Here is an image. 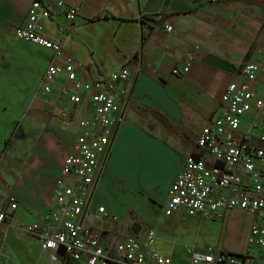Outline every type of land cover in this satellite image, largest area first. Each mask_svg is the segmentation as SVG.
<instances>
[{
    "label": "crops",
    "instance_id": "0c3cea01",
    "mask_svg": "<svg viewBox=\"0 0 264 264\" xmlns=\"http://www.w3.org/2000/svg\"><path fill=\"white\" fill-rule=\"evenodd\" d=\"M33 1L0 0V82L11 74L37 73L39 77L18 117L5 127V134L0 131V202L7 204L12 196L19 204L8 221L0 223V264H64L60 254L58 260L57 255L51 260L42 251L40 239L29 235L23 226L44 221L55 200L56 179H60L59 190L60 182L67 183L68 172L63 176L62 170L81 132L79 121L91 116L88 106L72 107L69 103L67 73L71 76V57L80 66V80L86 82L122 67L129 71L128 80L120 83L128 101L117 113L121 121L106 132L109 144L82 218L84 225L100 231L101 242L109 246L106 241L118 242L130 235L142 240L147 229L155 232L158 214L165 216L172 184L183 172L187 157L200 154L197 137L219 114L226 86L244 82L243 65L259 62L264 56V0H39L53 12L44 21L45 30L52 38L63 41V62L65 54L64 78L62 75L58 80L63 82V98L58 86L54 96L47 97L40 92V85L53 53L18 39L14 33L25 21ZM59 2L63 7L58 6ZM71 7L79 15L75 25L68 27L64 14ZM144 16L150 19L142 20ZM165 26H171V32ZM206 55L233 66L232 70L205 65ZM39 56L48 58L41 71L34 65ZM189 58L192 61L186 75H171L173 66L180 67ZM254 86L256 96L264 97V78L260 77ZM53 100L55 105L51 104ZM8 109L11 107L7 101L0 102V128L4 124L3 112ZM130 111L150 112L155 122L142 125ZM25 118L28 127L23 130ZM15 127L19 131L17 142L3 149ZM66 134L70 138H65ZM56 152L64 153L59 161ZM123 160L136 168L152 164L159 175L165 174L168 191L159 196L155 184L145 186L137 179L121 177L118 166ZM65 188L67 185L61 188L60 195ZM100 206L106 217L97 213ZM66 207L61 203L58 207L65 217ZM171 217H175V223L167 226L168 247L157 246L156 232L154 247L171 256L172 264H186L189 256L183 251L185 245L200 252L212 245L181 244L179 219L185 217L175 214L165 216L164 221ZM187 220L186 225L196 227L200 235L215 226L220 236H230V253H264L258 247L247 246L253 221L250 213L235 209L225 211L219 222L197 217ZM133 225L140 227L138 234L132 233ZM70 264L86 263L80 260Z\"/></svg>",
    "mask_w": 264,
    "mask_h": 264
},
{
    "label": "built area",
    "instance_id": "2783aa9c",
    "mask_svg": "<svg viewBox=\"0 0 264 264\" xmlns=\"http://www.w3.org/2000/svg\"><path fill=\"white\" fill-rule=\"evenodd\" d=\"M62 7V2L58 3ZM73 8L72 25L78 10ZM53 12L41 1H33L25 21L16 27L18 39L33 42L53 53L41 80L40 92L54 96L59 87L61 39L46 33L45 20ZM167 31L171 26H165ZM264 45V42H263ZM191 59L182 66H173L171 75H186ZM78 62L71 57L70 95L72 107L84 104L90 109V118L79 121L81 132L73 143L67 159L66 223L64 264L83 260L86 264H172L154 247L155 232L147 229L142 240L130 235L117 246L101 242L99 230L86 225L82 218L89 207L95 179L106 152L107 130L121 118L122 104L127 103L126 91L120 86L128 80V68L122 67L108 76L97 74L92 82L79 78ZM242 83H229L221 95L219 114L211 118L197 137L200 154L187 157L183 172L172 184L165 205V216L197 217L221 220L225 211L243 210L253 221L249 228L248 247L264 251V97H257L255 86L264 78V56L259 62H246L241 68ZM123 98V99H121ZM55 105V101H51ZM57 179L54 183V203L48 208L44 221L25 225L29 235L40 239L42 251L51 260L55 256ZM19 207L15 197L8 203L0 202V223H6ZM104 217V207L97 208ZM188 254L186 264H264V253L251 252L235 255L228 251L207 247L198 251L194 246H183Z\"/></svg>",
    "mask_w": 264,
    "mask_h": 264
},
{
    "label": "rangeland",
    "instance_id": "374dc122",
    "mask_svg": "<svg viewBox=\"0 0 264 264\" xmlns=\"http://www.w3.org/2000/svg\"><path fill=\"white\" fill-rule=\"evenodd\" d=\"M47 56H39L36 57V61L34 63L37 70L41 71V68L43 64H46L47 62ZM35 60V59H34ZM68 74V79H71L70 73ZM3 82H0V88L2 89V94L0 95V102L7 101L11 107V110L8 109L7 111L3 112L4 117V124L1 126L0 131H2L3 134H5V127L8 126V124L13 123V121L18 117L20 111L23 108L24 103L29 98V96L32 94L31 91L33 90V87L38 83L39 77L37 73L34 74H26V75H16L11 74L10 76H7L4 78ZM130 115L136 114L138 116V119L140 120L142 125H147L148 123H154L155 120L150 112H136V111H130ZM65 114V113H64ZM67 115V114H66ZM26 119H24V127H22L23 130L28 127V124L26 123ZM20 123V122H19ZM19 125V124H18ZM17 125V127H18ZM17 127L13 128L10 135L8 136V142L5 144L3 149L12 147L19 138V131H17ZM65 138H70L68 134L65 135ZM166 142V141H165ZM56 156L58 159L56 161L61 160L63 158L64 153L62 152H56ZM67 158L64 160V167L62 170V175H67L68 168H67ZM118 171L121 177H123L126 180H138L139 183L142 185L147 184H155V187L159 189L157 190V193L159 196H162L166 193L167 186L165 181V174L159 175L153 168V165L150 163L143 164L140 168H136L133 164H128L127 162L120 161L118 166ZM67 183H61L60 189L64 186H66ZM66 189V188H65ZM167 200V197L165 198ZM158 220L156 222V225H154V230L157 235V246H163L165 249L168 247V242L170 240L166 237L167 232V226H172L175 223V217H171L169 221H164L165 216L162 212L158 214ZM190 217H186L181 220L180 222V229H179V239L181 244H196L198 247H201V245H204L206 242H212L211 246L212 248H217L218 250H228L229 251V244H230V236L227 234L225 236H220L219 232L216 230L215 226H210L209 229H211V232H203L201 235L198 232V229L192 226H187L186 222L188 221ZM172 220V222H171ZM212 221V220H209ZM213 222V221H212ZM214 222H219V220H214ZM182 223V224H181ZM122 241V240H121ZM121 241L118 242H112V241H106V244L109 246H117ZM179 244V248L182 246ZM181 257V252L178 255ZM177 258V259H178ZM55 260V257H54Z\"/></svg>",
    "mask_w": 264,
    "mask_h": 264
},
{
    "label": "bare ground",
    "instance_id": "6f19581e",
    "mask_svg": "<svg viewBox=\"0 0 264 264\" xmlns=\"http://www.w3.org/2000/svg\"><path fill=\"white\" fill-rule=\"evenodd\" d=\"M62 7H63V2H62ZM72 14H73V8H69L66 10L65 12V18L68 22V27L72 26ZM68 29V28H67ZM61 45L63 47V41L61 40ZM63 53L64 50L63 48H61V64H60V77L64 78V62H65V54H64V62H63ZM62 63H63V73H62ZM62 78V79H63ZM62 85L63 82H60V94L62 95L63 98V94H64V86H63V94H62ZM62 111V110H61ZM59 177L57 178V192H56V224H55V255H57V260H58V255H59V250L60 248L64 249V255H65V239H66V232H65V223H66V217L63 213L58 211V207L61 204L67 205V200H66V190L63 191V193L60 195V190H59ZM61 184V182H60ZM58 191H59V199H58ZM57 245L58 246V254H57ZM62 255V256H64Z\"/></svg>",
    "mask_w": 264,
    "mask_h": 264
},
{
    "label": "water",
    "instance_id": "95a60500",
    "mask_svg": "<svg viewBox=\"0 0 264 264\" xmlns=\"http://www.w3.org/2000/svg\"><path fill=\"white\" fill-rule=\"evenodd\" d=\"M204 64L217 68L218 70H222V71H226V72H230L232 70L231 65H227L224 62H221L217 57L213 56V55H206L205 59H204ZM140 227L138 225H133L131 227V231L133 234H138ZM59 254L60 256L64 255V249L60 248L59 250Z\"/></svg>",
    "mask_w": 264,
    "mask_h": 264
},
{
    "label": "trees",
    "instance_id": "16d2710c",
    "mask_svg": "<svg viewBox=\"0 0 264 264\" xmlns=\"http://www.w3.org/2000/svg\"><path fill=\"white\" fill-rule=\"evenodd\" d=\"M142 20L150 19V16H144L141 18Z\"/></svg>",
    "mask_w": 264,
    "mask_h": 264
}]
</instances>
